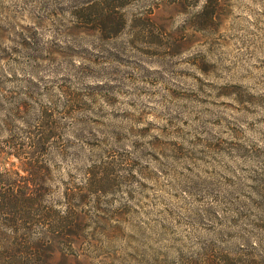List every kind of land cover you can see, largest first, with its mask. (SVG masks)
<instances>
[{
	"label": "rangeland",
	"instance_id": "374dc122",
	"mask_svg": "<svg viewBox=\"0 0 264 264\" xmlns=\"http://www.w3.org/2000/svg\"><path fill=\"white\" fill-rule=\"evenodd\" d=\"M7 195L52 264H264V0H0Z\"/></svg>",
	"mask_w": 264,
	"mask_h": 264
},
{
	"label": "trees",
	"instance_id": "16d2710c",
	"mask_svg": "<svg viewBox=\"0 0 264 264\" xmlns=\"http://www.w3.org/2000/svg\"><path fill=\"white\" fill-rule=\"evenodd\" d=\"M47 191L48 190L43 191V196L48 194ZM22 194V201L26 202L24 204L27 206V214L30 215L34 211L32 205L34 204L33 201L35 196L29 185L25 186V190L22 192ZM11 196L7 195L6 197L2 198V200H0L1 213L3 208H5V205L11 201L13 197ZM40 196L44 198L42 195ZM65 196L70 202L69 197L71 196V193L66 190ZM37 212V218L42 217L41 220L44 221L42 231L45 239H39L35 246V244L30 243L29 236H23L19 241L11 240V238L7 237L9 240L8 243L7 240H5L6 237H0V264H52L51 259L53 256L52 251L54 250V242H56L55 238L57 239L59 237L68 235L67 232L69 231H67V220L69 216L71 217V215L68 212V214H66L68 216L63 217L58 212L52 211L48 206L42 209L40 203L39 208L37 207ZM51 215L55 216L57 219L55 221L50 220ZM39 220L38 222L40 223ZM47 237H49L51 240H47ZM41 251L47 252V254H45L48 257V261H42V263H40L39 255H41Z\"/></svg>",
	"mask_w": 264,
	"mask_h": 264
}]
</instances>
